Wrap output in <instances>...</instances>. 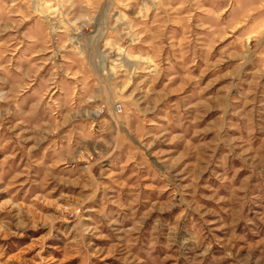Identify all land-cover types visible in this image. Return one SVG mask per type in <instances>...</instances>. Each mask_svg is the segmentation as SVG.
Wrapping results in <instances>:
<instances>
[{"label": "rangeland", "instance_id": "374dc122", "mask_svg": "<svg viewBox=\"0 0 264 264\" xmlns=\"http://www.w3.org/2000/svg\"><path fill=\"white\" fill-rule=\"evenodd\" d=\"M0 264H264V0H0Z\"/></svg>", "mask_w": 264, "mask_h": 264}, {"label": "bare ground", "instance_id": "6f19581e", "mask_svg": "<svg viewBox=\"0 0 264 264\" xmlns=\"http://www.w3.org/2000/svg\"><path fill=\"white\" fill-rule=\"evenodd\" d=\"M111 49V48H110ZM112 50L113 51H110L109 52V54L111 55V56H113L114 57V59L112 60V59H110L109 60V64H110V66H111V68H110V71L112 72V70L113 69H116V71L118 70H120L121 69V67H124V63L123 62H128V61H132L131 59H129L127 56H125V54H122V53H120L119 51H117L116 50V48H112ZM126 55H128V54H126ZM107 60H108V58H107ZM136 60V59H135ZM136 62V61H135ZM131 63V62H130ZM140 63V62H139ZM144 63V62H143ZM117 64H120V65H117ZM147 64H148V62H147ZM145 65V67H143L144 69H148L149 71H152V66L151 65ZM133 65V64H132ZM135 65V64H134ZM143 65V64H142ZM148 66H149V68H148ZM136 67V66H135ZM142 67V66H141ZM147 73V72H146ZM114 74V73H113Z\"/></svg>", "mask_w": 264, "mask_h": 264}]
</instances>
